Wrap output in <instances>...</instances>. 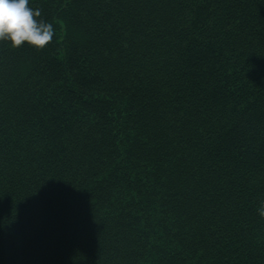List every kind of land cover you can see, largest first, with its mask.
Masks as SVG:
<instances>
[{
  "label": "trees",
  "instance_id": "1",
  "mask_svg": "<svg viewBox=\"0 0 264 264\" xmlns=\"http://www.w3.org/2000/svg\"><path fill=\"white\" fill-rule=\"evenodd\" d=\"M0 41V264H264V0H29Z\"/></svg>",
  "mask_w": 264,
  "mask_h": 264
},
{
  "label": "clouds",
  "instance_id": "2",
  "mask_svg": "<svg viewBox=\"0 0 264 264\" xmlns=\"http://www.w3.org/2000/svg\"><path fill=\"white\" fill-rule=\"evenodd\" d=\"M39 8L33 9L29 0H0V41H8L12 48L25 43L43 49L52 42L55 29L51 22H45ZM264 217V200L257 209Z\"/></svg>",
  "mask_w": 264,
  "mask_h": 264
}]
</instances>
